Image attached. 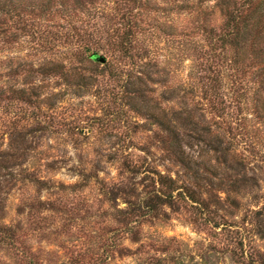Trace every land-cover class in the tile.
<instances>
[{"label": "rangeland", "instance_id": "obj_1", "mask_svg": "<svg viewBox=\"0 0 264 264\" xmlns=\"http://www.w3.org/2000/svg\"><path fill=\"white\" fill-rule=\"evenodd\" d=\"M125 2L96 0L101 10L91 9L82 17L87 21V31L106 35L103 30L108 29L106 24L114 14V7ZM48 3V0H20L9 10L0 11V86L4 90L10 86L26 88L28 83L40 86L37 102L14 99L15 108L9 110L0 102V134L9 121L32 131L27 140L34 149L30 150L24 168L35 169L40 177L51 180L49 189L13 180L6 184L1 196L3 219L18 227L33 261L92 264L102 258L100 264H137L153 255L169 258L170 264H248L251 251L264 258V239L251 230L246 219L247 213L264 201V180L255 192L241 198L238 206L222 199L214 221H209L211 216L192 207L190 202L181 200L174 207H162L157 218L146 216L133 233L129 230L131 225L123 221L119 211L128 208L127 201L133 198L131 190L141 176L136 181L128 174L121 176L126 155L130 153L132 159L142 160L146 156L144 150L150 151L158 169L164 171L167 167L172 173L178 169L162 159L158 126L146 112L150 105L159 114L166 103L164 86L154 82L145 87L151 101L139 96L130 99L125 92L127 71H112L103 64L96 72L87 71L97 76L87 89H78L65 80L63 84L60 79L43 80L42 76L28 75L49 54H65L70 50L67 42L52 47L49 43L52 33L64 32L65 37L71 21L78 28L85 27L81 16L69 19L66 1L64 5L54 3V14H50ZM143 3L159 10L167 7L163 14L161 11L150 14L160 30L152 28L153 37L149 34L145 38L155 40V53L166 59L176 73L173 83L184 85L194 62L200 60L198 51L203 46L202 37L194 32L198 18L183 9L187 1L143 0ZM210 4L204 5L208 12ZM212 17V25L217 26L219 15ZM137 18L152 20L142 14ZM101 52L109 56L108 60L112 57L107 48L106 53ZM229 95L233 97L232 92ZM243 106L239 109L232 105L229 110L233 125L238 127L232 136L236 134L237 149L259 167L264 163L258 161L264 157V124ZM4 121L6 126L2 125ZM53 160H57L56 170L47 168V163ZM83 168L98 170V177L83 180L78 175ZM255 171L264 179V171L259 168ZM204 175L209 176L205 172ZM142 188L140 184L138 192ZM220 195L225 197V193ZM40 201L45 203L44 209ZM215 222L219 224L215 226ZM134 237L138 241L132 240ZM17 261L12 250L0 247V264H18Z\"/></svg>", "mask_w": 264, "mask_h": 264}, {"label": "trees", "instance_id": "obj_2", "mask_svg": "<svg viewBox=\"0 0 264 264\" xmlns=\"http://www.w3.org/2000/svg\"><path fill=\"white\" fill-rule=\"evenodd\" d=\"M18 1L0 0V11L9 10ZM56 1L63 5L67 2L69 19L79 16L85 18L91 9L101 10L96 0H48L50 14L56 12L53 8ZM171 1H187L188 5H184L183 9L196 15L198 19L194 32L203 39V46L198 51L201 53L200 60L194 62L184 85L173 83L176 73L166 59H161L155 53V40L145 38V35H151L152 28L160 30L159 24L153 21L155 17L150 18V14L159 11L163 14L167 7L155 9L143 3V0H127L114 7V14L106 24L108 29L103 30L106 35L89 33L87 21L83 19L85 27L78 28L73 21L68 22L69 33L65 37L64 32L59 35L52 33L49 43L54 47L64 46V42H67L70 50L65 54H49L36 69L27 73L42 76L43 80L60 79L63 84L65 80L66 84L77 86L78 89H87L97 79V76L87 74V71L96 72L102 65L95 59L94 53H106L107 48L112 52V57L103 65L112 71H127L125 86L128 89L125 92L130 99L139 96L151 101L145 87L154 82L164 86L163 98L166 103L159 114L150 105L146 112L148 118L158 126L162 159L178 169L175 173L167 167L164 171L158 169L150 151L144 150L146 156L142 160L132 159L130 153L126 155L121 176L128 174L131 180L141 176L135 183L138 185L131 190L134 199L127 201V209L119 211L124 216L123 221L131 225L129 230L132 233L135 227L146 220V216L157 218L162 207H174L181 200L190 202L192 207L211 216L209 221H214L217 205L222 199L232 206H238V203L241 204L240 199L255 192L264 180L255 171L257 168L264 171V163L255 167L249 155L237 149L236 134L232 136V132L238 127L233 125L229 112L232 105L239 109L244 105L249 113L264 124V0ZM207 4H210V12L204 8ZM141 14L152 20L138 19ZM216 14L220 17L217 26L210 21ZM98 29H101V25ZM28 84L26 88L15 89L10 86L7 90L0 86L3 108H15L14 99L25 103L37 102L40 86ZM175 91L179 92L174 94ZM229 92L233 93V97ZM2 125L6 126L5 121ZM6 127L0 134V247L12 250L18 257V264H38V261H33L25 240L19 236L18 227L4 221V199L1 196L6 184L13 180L37 183L47 189L50 188L48 185L51 180L46 179V176L40 177L35 169L24 168L30 150L34 149L32 142L27 140L32 131H27L25 125L20 126L11 121ZM196 147H199L197 153ZM258 161L264 162V157ZM56 163L57 160L47 163V168L58 169ZM19 168L20 171L16 173L15 170ZM98 172L83 168L78 171V175L83 180H89L97 178ZM204 172L209 176L204 175ZM140 184L143 188L138 192ZM221 193H225L224 198L220 197ZM39 203L44 209L45 203ZM246 219L251 230L264 239V201L259 208L251 209ZM218 224L215 222V226ZM132 240L138 241L136 237ZM244 253L243 250L242 255ZM248 257V264H264L263 256L255 251H251ZM102 261L99 258L92 264ZM137 264H170V259L149 255Z\"/></svg>", "mask_w": 264, "mask_h": 264}, {"label": "water", "instance_id": "obj_3", "mask_svg": "<svg viewBox=\"0 0 264 264\" xmlns=\"http://www.w3.org/2000/svg\"><path fill=\"white\" fill-rule=\"evenodd\" d=\"M94 54H95V59L102 64H105L106 61L108 60L107 56H105L102 52L101 53H94Z\"/></svg>", "mask_w": 264, "mask_h": 264}]
</instances>
